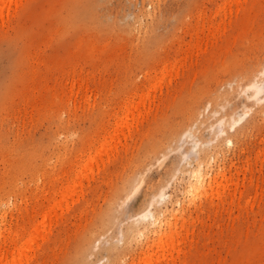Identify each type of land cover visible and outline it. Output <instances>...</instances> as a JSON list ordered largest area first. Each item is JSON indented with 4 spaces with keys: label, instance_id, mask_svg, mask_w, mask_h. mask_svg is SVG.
Returning a JSON list of instances; mask_svg holds the SVG:
<instances>
[{
    "label": "rangeland",
    "instance_id": "1",
    "mask_svg": "<svg viewBox=\"0 0 264 264\" xmlns=\"http://www.w3.org/2000/svg\"><path fill=\"white\" fill-rule=\"evenodd\" d=\"M243 1L16 0L3 11L0 244L7 259L31 244L16 264H264V85L263 110L255 107L230 130L231 145L214 148L213 131L201 124L211 121L210 109L240 114L244 93L235 88L264 65V0ZM189 126L197 147L179 137ZM199 151L203 162L216 154L211 170L222 175L203 194L185 192L189 175L175 166L191 169ZM142 172L143 186L121 205L125 183ZM165 183L178 234L176 249L161 252L151 233L143 232L147 239L125 226ZM44 217L30 240L27 231Z\"/></svg>",
    "mask_w": 264,
    "mask_h": 264
},
{
    "label": "bare ground",
    "instance_id": "2",
    "mask_svg": "<svg viewBox=\"0 0 264 264\" xmlns=\"http://www.w3.org/2000/svg\"><path fill=\"white\" fill-rule=\"evenodd\" d=\"M238 1V0H237ZM243 1V0H242ZM15 2L16 0H0V25H2L3 23V20H2V14L3 11H6L8 10L9 8V5L11 3H13L15 5ZM226 3L228 1H225ZM230 2V1H229ZM244 2V1H243ZM19 3H20V0H19ZM18 3V4H19ZM23 4V3H22ZM223 5V4H222ZM222 5L219 7V8H222ZM228 5V4H227ZM230 5V4H229ZM238 5V4H237ZM20 6V5H19ZM225 6V5H224ZM223 6V8H224ZM233 6V5H232ZM21 7V6H20ZM241 7V6H240ZM101 8V7H100ZM222 8V9H223ZM228 8V7H227ZM235 8V7H234ZM242 9V8H241ZM216 10V9H215ZM237 10V8H236ZM240 10V8H239ZM202 11V10H201ZM220 11V9H219ZM224 11V10H222ZM229 11V10H228ZM97 12V11H96ZM217 12V11H216ZM15 13V12H14ZM227 13V12H226ZM10 14V13H9ZM216 14V13H215ZM220 14V13H219ZM225 15V13H223ZM228 14H230L228 12ZM6 15V14H5ZM107 16V15H106ZM200 16V15H199ZM215 16V15H214ZM213 17V16H212ZM212 17L210 19H212ZM219 17V16H218ZM228 17V16H227ZM202 18V17H201ZM217 18V17H216ZM220 19V18H219ZM7 20V19H6ZM206 20V19H205ZM214 20V19H212ZM208 21V20H207ZM211 21V20H210ZM6 22V21H5ZM210 23V22H209ZM224 24V23H223ZM193 25V24H192ZM205 26V25H204ZM3 27V25L1 26ZM5 27V25H4ZM196 27V26H195ZM210 27V26H209ZM194 28V27H193ZM203 28V27H202ZM201 28V29H202ZM213 28V27H212ZM207 29V28H205ZM214 29V28H213ZM218 29V28H217ZM204 31V30H203ZM208 31V30H207ZM196 32V31H195ZM209 32V31H208ZM6 33V32H5ZM200 33H202V31H200ZM210 33V32H209ZM212 33V32H211ZM196 34V33H195ZM196 36V35H195ZM206 36V35H205ZM207 37V36H206ZM197 39V38H196ZM206 39V38H205ZM216 41V40H215ZM202 42V40H201ZM211 42V41H210ZM211 45V44H210ZM205 46V44H204ZM192 48V47H191ZM189 47V49H191ZM198 48V47H197ZM188 49V50H189ZM194 49V48H193ZM184 51V50H182ZM195 51V50H194ZM185 53V52H184ZM198 55V54H197ZM176 59V58H175ZM170 63V62H169ZM174 64V63H173ZM170 65V64H169ZM172 65V64H171ZM176 65V64H175ZM166 66V65H165ZM168 66V65H167ZM172 67V66H171ZM174 67V66H173ZM168 68V67H167ZM252 70V69H251ZM164 77V76H163ZM162 79V78H161ZM164 80V79H163ZM77 81V80H76ZM235 81V80H234ZM148 83V81H146ZM150 82V81H149ZM158 82V81H156ZM77 83V82H76ZM86 83V82H85ZM150 83H153V82H150ZM148 83V84H150ZM78 84V83H77ZM146 85V83H145ZM151 85H154L155 87V83L154 84H151ZM263 85H264V65L260 68V70L258 71V74L255 75L254 78L246 81L245 83H240L236 86V90L239 92H243L244 95L242 97V110H241V113L240 114H236L234 108H232L228 113L225 112V113H218V111L216 110H208L207 112V119L211 118V121H209L207 124L203 125V122L201 121V124H202V127L204 130H209V131H213V138L216 142V145L214 148H217L219 149L218 147L220 145H231L232 144V140L230 138V136L228 135V133L230 132V130H233L234 127H236L240 122L241 120L243 119V117L249 113L252 112V110L256 107L259 108V110H263V105L261 106L262 104V96L260 97H257L259 95V93H261L262 91V88H263ZM81 86V85H80ZM149 86V85H147ZM79 87V86H78ZM139 87V86H138ZM150 88H152L151 86H149ZM148 87V89H149ZM157 87V86H156ZM232 87V86H231ZM147 88V87H146ZM76 89V87H75ZM146 90V89H145ZM147 91V90H146ZM149 92V91H148ZM147 92V93H148ZM151 92V91H150ZM143 93V92H142ZM232 93V92H231ZM263 93V92H262ZM138 94V93H136ZM264 94V93H263ZM141 95V94H140ZM264 98V97H263ZM148 100V98H147ZM241 100V101H242ZM152 101V100H151ZM145 103V102H144ZM210 103V102H209ZM209 103H206V108H210V104ZM140 104V103H139ZM143 104V103H142ZM141 104V105H142ZM196 105V104H195ZM139 106V105H138ZM146 107V106H145ZM192 108V107H191ZM190 108V109H191ZM139 111V109H138ZM141 112V111H140ZM198 113V112H197ZM258 114V113H257ZM206 115V114H205ZM184 117V116H183ZM186 118V117H184ZM190 118V117H189ZM202 118V117H201ZM122 120V119H120ZM190 120V119H189ZM185 121V119H184ZM200 120H198L199 122ZM179 122V121H178ZM121 123V122H120ZM183 124V123H182ZM197 125V124H196ZM216 126H219V130L217 131L216 130ZM119 127V126H118ZM168 127V126H167ZM191 127L192 126H189L188 129H185L183 130L179 137L180 138H186L185 140H190V145L191 147H197L198 145V142H199V138L197 137V135H195L193 133V130H191ZM124 129V128H123ZM179 129V128H178ZM120 130V129H119ZM177 130V129H176ZM173 131V130H172ZM175 132V131H174ZM170 133V132H169ZM173 133V132H172ZM171 133V134H172ZM170 135V134H169ZM176 134H174L175 136ZM172 138V137H170ZM175 138V137H174ZM173 138V139H174ZM167 139V138H166ZM108 141V139H107ZM159 142V140H158ZM169 142V141H167ZM165 141V143H167ZM164 143V141H163ZM108 145V144H106ZM158 145V144H157ZM161 145V144H160ZM105 146V143H101V149H103ZM151 147V146H150ZM163 148V147H162ZM181 148L180 146H178V149ZM183 148V147H182ZM181 148V149H182ZM194 149V148H193ZM216 149V150H217ZM180 151V149H179ZM215 151V150H214ZM219 151V150H218ZM204 151H199V153L197 154L198 156L196 157V161H195V166L192 167L191 169H184L183 166H181V162H177L176 166H175V171L180 174L181 176L184 174V172H187L189 177H188V181H187V184L186 186L184 187V190L185 192L188 191V192H194L195 194H203L204 192H206V190H208L210 188L211 185H213L214 183H216V179L218 178V176L222 175V172L220 171V169H217V172L215 173H212V167L210 166V163H213L216 159V154H210L208 156V158H206L207 160L205 162H203V158H204ZM216 152V151H215ZM203 153V157L201 156V154ZM218 153V152H217ZM154 154V153H153ZM152 155V154H151ZM185 156V154H180V161L183 160V157ZM166 156L165 155H162L160 158L156 159V161H163L164 158ZM206 157V156H205ZM143 159V158H142ZM145 160V159H144ZM143 160V161H144ZM90 163H92V158H90ZM142 161V162H143ZM189 161V160H188ZM190 163V162H189ZM144 164V163H143ZM212 165V164H211ZM215 165V164H214ZM188 166V164H187ZM219 167V166H218ZM88 167H85L83 166V168L80 170V173H82L84 170H86ZM141 168V167H140ZM214 169V168H213ZM224 173V172H223ZM130 175V174H129ZM144 175L145 173L142 172V173H139L137 177H135L132 181V183L130 184V182L126 181L127 183H125V186L126 188H128V192L126 193V195H124V198L121 200V205L122 204H126L127 202H129L131 199H133L135 197V195L139 192V190L141 189V187L143 186L144 184ZM183 179V178H182ZM181 179V180H182ZM183 181V180H182ZM171 183V182H170ZM169 183V184H170ZM182 184V183H181ZM124 185V184H123ZM170 186V185H169ZM120 187V186H119ZM124 187V186H123ZM123 187L121 190H123ZM168 188V185L167 183L163 184V185H159L156 189H155V192H152L148 198L146 199L145 201V207L144 209L137 213V214H134V215H130L129 218H130V222L127 224V226H125V231L126 230H129L128 232L130 231H134V229H139L141 231H139V233L141 235L139 236H143L144 233L143 232H147V233H151L152 235V239H157L158 241L160 240L161 243L159 245V251L161 252H164V251H168L169 249H171L173 246L175 247V243L174 245L171 243V240L173 238V236H175L176 234H178V230H177V233H176V223H177V219L174 218V221L172 222V220H170L167 215L169 214V210H168V206H167V203L165 202V199L168 198L169 202H170V194H168L165 190ZM119 191V190H118ZM62 193V190L60 191ZM117 192V191H116ZM115 191L113 192V195H114ZM118 193V192H117ZM124 193V192H123ZM230 196V194H229ZM223 198V196H221ZM234 197V196H233ZM111 199V198H110ZM115 199H117V196L115 197ZM225 199V198H224ZM112 200V199H111ZM63 199L61 198L59 200V202H62ZM115 201V200H114ZM225 201V200H224ZM110 202V201H108ZM116 202V201H115ZM177 202V201H175ZM112 203V202H110ZM109 203V205H110ZM173 204V203H172ZM112 205V204H111ZM121 207V206H120ZM172 207V205H171ZM122 208V207H121ZM108 210V208H107ZM121 210V209H120ZM54 211V210H53ZM103 213V212H102ZM107 213V212H105ZM105 213L103 214L105 216ZM109 213V212H108ZM101 216V215H100ZM108 217V216H107ZM106 217V218H107ZM112 217V216H111ZM46 217H44L42 219V221H40L39 223L33 225L30 227L29 231L28 232V235L30 236V240H32L34 237L36 239L37 235L40 234V230H39V227L40 226H43L44 225V220H45ZM110 218V217H109ZM108 218V219H109ZM103 219V218H102ZM100 219V221L102 220ZM105 220V218H104ZM104 220H103V223H104ZM113 220V218H112ZM109 221H111V219H109ZM118 221V220H117ZM185 221V220H184ZM107 222V221H106ZM105 222V223H106ZM28 223V222H27ZM34 223V222H33ZM113 223V222H112ZM117 223V222H116ZM99 224L100 222L98 223V227L97 229L99 228ZM111 224V223H109ZM30 225V222L28 223V226ZM40 225V226H39ZM108 226V224H106ZM104 225V227L106 226ZM185 225V224H183ZM10 226V225H9ZM27 226V225H26ZM26 226L24 228H26ZM138 226V227H137ZM103 227V225H102ZM122 227V226H121ZM184 227V226H183ZM23 228V227H22ZM108 228V227H107ZM114 228V227H113ZM112 228V230H113ZM103 229V228H102ZM121 229V228H120ZM10 230V228H9ZM24 230V229H23ZM28 230V228H27ZM100 230V229H99ZM169 230V232H171L170 234H166V231ZM20 231L22 230H17L15 233H13V235L11 236V241L10 243H13L15 241H17V239L20 237ZM26 231V230H25ZM92 231H95V230H92ZM96 232V231H95ZM99 232V231H98ZM120 232V231H119ZM126 233V232H125ZM131 233V232H130ZM2 234V232H0V235ZM50 234V233H49ZM89 234V233H88ZM93 234V233H92ZM97 234V233H96ZM123 233L120 234V236H122ZM133 234V233H132ZM21 235H22V232H21ZM94 235V234H93ZM108 235V234H107ZM126 235V234H125ZM128 235V234H127ZM130 235V234H129ZM128 235V236H129ZM150 235V234H149ZM148 235V236H149ZM41 236V235H40ZM85 236V235H84ZM89 236V235H88ZM91 237V234L90 236ZM89 237L87 239H89ZM126 237V236H124ZM145 238H147V234L146 236H143ZM166 237L168 238L169 243H166V241H162V239ZM39 238V237H38ZM41 238V237H40ZM84 238V237H83ZM85 238V239H86ZM103 238V236H102ZM101 238V240H102ZM84 239V240H85ZM91 239V238H90ZM89 239V240H90ZM92 239H94L92 237ZM148 239V238H147ZM82 240V239H81ZM100 240V242H102ZM173 241V240H172ZM85 242V241H84ZM89 242V241H88ZM82 243V242H80ZM87 243V241L85 242ZM100 244V243H99ZM114 244V243H113ZM115 245V244H114ZM173 245V246H172ZM31 246V244L29 245H26L24 246L23 248H18V249H15L13 252H12V259L11 261L9 259H7L6 257V252L2 251V247H1V244H0V264H16L15 263V260L17 259V256L20 255L21 252L25 251L26 249H28L29 247ZM82 246V245H81ZM81 246L79 247L81 249ZM84 246V244H83ZM82 246V247H83ZM110 246V247H109ZM106 249H104L105 251L106 250H110L112 249L113 247L111 245H109ZM78 248V246H76ZM115 247V246H114ZM173 247V248H174ZM78 248V249H79ZM84 248L83 247V251H84ZM117 248V247H115ZM76 249V248H75ZM94 249V247H93ZM119 249V248H118ZM176 249V247H175ZM77 250V249H76ZM94 250H99V247H98V244L97 246L95 247ZM116 250V249H115ZM121 250V249H120ZM79 251V250H77ZM106 251V252H108ZM114 251V250H113ZM158 251V253H159ZM175 251V250H174ZM178 251V250H176ZM82 252V251H81ZM111 252V251H109ZM75 250H74V254H75ZM78 253V252H77ZM84 253V252H83ZM112 253V252H111ZM178 253V252H176ZM168 254V252H167ZM76 255V254H75ZM79 254H77L78 256ZM80 255H82V253H80ZM122 255V254H121ZM159 255V254H158ZM71 256V255H70ZM19 257V256H18ZM76 257V256H74ZM79 257V256H78ZM81 257V256H80ZM98 257V256H97ZM119 257V255H118ZM169 257H170V254H169ZM72 257H70V260H71ZM77 258V257H76ZM75 258V259H76ZM83 258V255L82 257ZM80 258V259H81ZM167 258V257H166ZM113 259V258H112ZM164 259L163 255H160L159 257H156V262H162ZM168 259V258H167ZM78 260V258H77ZM109 260V259H108ZM29 261V259H26L25 261V264ZM73 261V260H72ZM76 261V260H75ZM74 262H70L69 260L67 261L71 263H75ZM81 261V260H79ZM78 261V264H80ZM83 261V260H82ZM92 261V260H91ZM117 261V260H116ZM169 261V260H168ZM86 262V261H85ZM174 262V261H173ZM177 262V261H176ZM172 263V262H171ZM84 264V263H83ZM87 264V263H86ZM111 264V263H110ZM117 264V263H116ZM164 264V263H163ZM175 264V263H174Z\"/></svg>",
    "mask_w": 264,
    "mask_h": 264
}]
</instances>
